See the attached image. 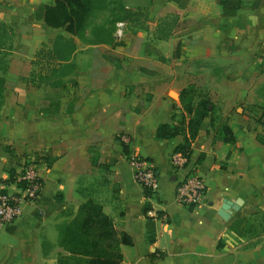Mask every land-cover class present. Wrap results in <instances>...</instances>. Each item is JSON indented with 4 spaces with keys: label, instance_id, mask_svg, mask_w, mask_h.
Wrapping results in <instances>:
<instances>
[{
    "label": "crops",
    "instance_id": "1",
    "mask_svg": "<svg viewBox=\"0 0 264 264\" xmlns=\"http://www.w3.org/2000/svg\"><path fill=\"white\" fill-rule=\"evenodd\" d=\"M52 1L0 0V20L19 34L0 97V191L21 156L45 157L38 199L16 222L0 227V264H89L80 253L90 244L81 205L92 181L110 190L100 197L102 210L131 238L120 246V264H264V0L233 16L204 0H152L149 17L171 7L195 23L166 38L156 31L159 19L141 25L122 18L123 36L112 42L95 39L93 26H102L97 20L79 35L45 26L35 9ZM125 1L124 8L135 12L137 0ZM58 33L75 43L74 82L37 85L29 79L34 55ZM188 85L203 88L214 105L192 139L179 99ZM46 92L59 97L53 101ZM183 114L184 134L156 137L159 125H175ZM221 124L232 142L223 141ZM121 134L130 153L157 171L152 198L134 179ZM185 137L191 141L188 166L207 186L203 203L192 208L175 199L187 170L175 171L170 163Z\"/></svg>",
    "mask_w": 264,
    "mask_h": 264
},
{
    "label": "trees",
    "instance_id": "2",
    "mask_svg": "<svg viewBox=\"0 0 264 264\" xmlns=\"http://www.w3.org/2000/svg\"><path fill=\"white\" fill-rule=\"evenodd\" d=\"M102 0H53L50 4H41L35 9V18L43 22L47 27L53 29H61L69 35H79L85 31L88 26H91L93 20L98 17V11ZM214 4L215 8L221 7L223 16H233L237 11L245 4H249L251 8L257 7L260 0H204ZM104 7V6H103ZM124 8V6H123ZM170 12V17L165 19L164 28L160 30L163 34L162 37H169L172 34L178 33L192 26L195 23V19L180 18V12L174 8L166 7ZM164 9V10H165ZM123 17L115 18L111 23H116L122 18L134 17V20L138 21L135 13L131 10L124 8ZM162 23V22H160ZM160 26V25H159ZM169 29H168V28ZM171 27L173 30H171ZM11 28V27H10ZM5 22L0 20V49L2 48L1 38L6 36L7 31H11ZM115 29V26H114ZM113 30L106 31L102 29V26H93L92 34L96 40L102 42H112ZM158 30V31H160ZM160 33V32H159ZM173 47V56H178L180 53V40H175ZM75 51V43L65 36L63 33H58L54 37L53 44L46 46L42 44L36 51L32 64L37 67V71L34 70L31 76H38L40 71L44 68L54 71L58 66L67 67L73 59V53ZM65 63V64H63ZM63 64V65H62ZM55 86V85H53ZM179 99L183 104L185 114L189 116L188 126L190 129V138H194L203 118L207 117L210 111H214V105L211 103L207 96V93L202 92L201 89L195 85H188L183 88L179 93ZM183 114L178 119V123L175 125L161 124L157 127L156 137L159 139H170L178 134H184L185 117ZM174 114L172 118H174ZM214 117H211V121ZM220 132L222 133L223 141L232 142L233 136L230 129L225 125H219ZM190 138L185 137L184 141L175 147V152H181L187 158L190 154L191 141ZM120 141V139H119ZM120 144L123 148V153L126 158L130 154L128 145ZM45 157H42L44 159ZM45 160V159H44ZM92 164H97L96 155L91 159ZM106 165L102 169H106ZM144 196L146 198H152L153 194L150 190L143 189ZM192 208V207H189ZM150 209V206L145 203L143 205V212ZM81 211L84 214L82 222V232L84 235L90 238L89 247L81 251L80 253L89 257V264H120L122 254L120 252L121 245H130L131 238L124 232H117L114 228L112 219L106 215L102 210V205L96 202L93 198L89 197L81 205ZM157 216L160 213L157 212ZM150 218L147 217V220ZM150 225L147 226V238L149 241H153V229L149 230ZM156 253V251H155ZM159 256H163L159 253Z\"/></svg>",
    "mask_w": 264,
    "mask_h": 264
},
{
    "label": "built area",
    "instance_id": "3",
    "mask_svg": "<svg viewBox=\"0 0 264 264\" xmlns=\"http://www.w3.org/2000/svg\"><path fill=\"white\" fill-rule=\"evenodd\" d=\"M123 22H117L114 38L121 40ZM122 143L128 144L125 134L119 136ZM43 156L25 154L16 162L7 183L0 191V227L13 224L22 215L24 207L34 203L42 188L39 166ZM131 167L135 181L144 189L155 194L159 189V177L151 162L137 153H130L126 158ZM170 163L175 171L187 170L175 189L176 201L185 207H195L203 203L207 186L203 176L196 168L188 166V158L181 152L170 154Z\"/></svg>",
    "mask_w": 264,
    "mask_h": 264
},
{
    "label": "rangeland",
    "instance_id": "4",
    "mask_svg": "<svg viewBox=\"0 0 264 264\" xmlns=\"http://www.w3.org/2000/svg\"><path fill=\"white\" fill-rule=\"evenodd\" d=\"M106 1H109V6L103 7L105 5ZM125 0H103L102 3H100V10L98 11V17L97 20L100 24H102V29L106 31H111L114 29L115 23H111V21L115 18L123 17L124 14V8L123 5L125 4ZM148 2V5H147ZM184 2V1H183ZM136 3H138V6L134 7L135 10V15L140 21L139 23L141 25H145L147 21H151L154 19H159L162 23L158 24L157 27V32L158 34H163V31L160 30L161 28H164L166 25L164 24L165 19H168L170 17V12L167 9H161L157 15L154 17H149L151 15L150 13V8L149 5L152 3V0H143L142 2L139 3L137 0ZM14 18V16H12ZM20 17L22 18V22L29 23V19L26 17V15L21 14ZM11 18V19H13ZM132 20H134V17H129ZM94 20V21H95ZM164 20V21H163ZM2 21V20H1ZM93 21V22H94ZM4 22V21H3ZM6 25L10 28L11 25L6 22ZM148 25V24H147ZM160 25V26H159ZM92 26V25H91ZM149 26V25H148ZM168 28V27H167ZM11 31L6 32V36L4 38H1V43H3L1 46L2 48L0 49V97H1V92H2V85L4 82V75H5V70L8 64L9 60V54L11 50L14 47V44L16 42V39L18 37V33L14 28H10ZM169 29V28H168ZM160 30V31H158ZM171 30L173 28L171 27ZM160 32V33H159ZM46 45V44H45ZM49 46V45H46ZM180 46H181V40H180ZM65 64V63H63ZM62 64V65H63ZM75 60H73L70 64H67V67L63 66H58L54 71H49L46 68L42 69L40 71V74L37 76H34V78L30 75L29 79L31 78L33 82H35L37 85L44 84L45 86L50 85V86H61L65 85L67 83H73L74 82V76H75ZM37 67H35V70L37 71ZM202 92L203 88L201 89ZM46 95L48 98H51V100L55 101L59 97L58 93L55 92H46ZM96 184V181L90 182L89 186L90 188H87V193L86 197H91L93 198L96 202H100V197H104L105 194H109V189L105 187L104 185H100V187L94 188V185ZM100 189V190H99ZM101 195V196H100ZM260 217V216H259ZM260 221L263 222L264 224V215H261ZM149 230H151V227H149Z\"/></svg>",
    "mask_w": 264,
    "mask_h": 264
}]
</instances>
